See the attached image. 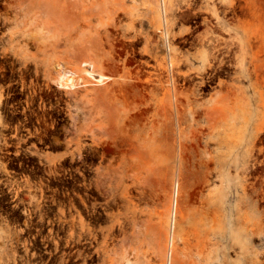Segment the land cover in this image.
<instances>
[{
	"label": "rangeland",
	"instance_id": "1",
	"mask_svg": "<svg viewBox=\"0 0 264 264\" xmlns=\"http://www.w3.org/2000/svg\"><path fill=\"white\" fill-rule=\"evenodd\" d=\"M160 1L0 0V264H264V0Z\"/></svg>",
	"mask_w": 264,
	"mask_h": 264
},
{
	"label": "bare ground",
	"instance_id": "2",
	"mask_svg": "<svg viewBox=\"0 0 264 264\" xmlns=\"http://www.w3.org/2000/svg\"><path fill=\"white\" fill-rule=\"evenodd\" d=\"M155 7L156 8H155V10H153V12L157 11L158 13H160V15H162L164 12L163 1L161 2L160 0H158L157 6H155ZM38 8L42 9V11L47 12L48 15H50V16L56 15L54 12V9L56 8V6L53 2L39 1ZM62 27H63V25H60V24H58V26H54V27L51 26L48 28V31L55 33V34H58ZM158 31L159 32L161 31L163 33V28H160ZM167 66H168V72L170 74L172 69H173V64L168 63ZM55 67L57 69V76H56V79L53 81V83L57 86V88L65 89V90H67L68 93L71 92L72 90H75L80 85L81 82L79 80V77H81L82 79L85 78L90 82H94V84H96L98 86H103L106 83H108L109 81L113 80L112 77L106 76V75L98 72L92 63H89L87 61L79 62V58L76 56H75L74 61H72L71 63H67L66 65L62 64V63H58ZM177 197H178V184H177V182H175L174 186H173L172 206H171V211H170V216H169V218L171 217V219H173V216L175 214V210L177 209V204H178L177 203ZM24 215H25V212H24ZM26 223H27V221L25 222V225H26ZM22 232L23 231L21 230V231L15 233L14 240L16 241V243L19 242L20 234ZM25 242H26V239H25ZM16 251L17 250H15L14 255L17 254ZM169 258H170V251L167 252V262H166L167 264H169Z\"/></svg>",
	"mask_w": 264,
	"mask_h": 264
}]
</instances>
